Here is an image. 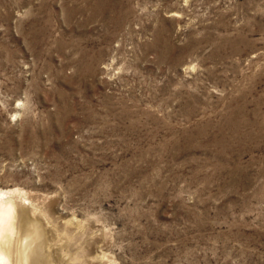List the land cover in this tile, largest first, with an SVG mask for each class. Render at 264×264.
Masks as SVG:
<instances>
[{
    "label": "rangeland",
    "instance_id": "1",
    "mask_svg": "<svg viewBox=\"0 0 264 264\" xmlns=\"http://www.w3.org/2000/svg\"><path fill=\"white\" fill-rule=\"evenodd\" d=\"M7 190L42 264H264V0H0Z\"/></svg>",
    "mask_w": 264,
    "mask_h": 264
},
{
    "label": "bare ground",
    "instance_id": "2",
    "mask_svg": "<svg viewBox=\"0 0 264 264\" xmlns=\"http://www.w3.org/2000/svg\"><path fill=\"white\" fill-rule=\"evenodd\" d=\"M31 202L16 191H0V264H42L34 249L42 239L43 222L35 215L42 213L48 218Z\"/></svg>",
    "mask_w": 264,
    "mask_h": 264
}]
</instances>
